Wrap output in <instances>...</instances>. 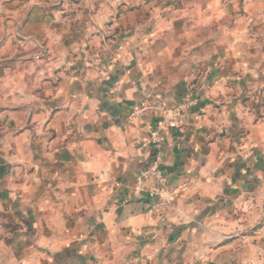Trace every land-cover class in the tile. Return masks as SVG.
Returning a JSON list of instances; mask_svg holds the SVG:
<instances>
[{"label":"crops","instance_id":"0c3cea01","mask_svg":"<svg viewBox=\"0 0 264 264\" xmlns=\"http://www.w3.org/2000/svg\"><path fill=\"white\" fill-rule=\"evenodd\" d=\"M70 6L0 0V208L29 264H264V126L212 7L127 30ZM189 100L174 127L130 117Z\"/></svg>","mask_w":264,"mask_h":264},{"label":"rangeland","instance_id":"374dc122","mask_svg":"<svg viewBox=\"0 0 264 264\" xmlns=\"http://www.w3.org/2000/svg\"><path fill=\"white\" fill-rule=\"evenodd\" d=\"M104 1L67 0L71 6L70 11L63 14L64 18L69 19L71 15H92L90 19H93L95 15H102L108 26L114 23L126 24L127 30H132L139 25L150 27L151 22L164 20L162 16L170 17L176 11L198 13L199 10L212 7L211 13L217 17L213 18V22L209 17V22L215 23L222 33L220 43L212 47H217L219 51L223 49L224 55L232 54L238 58L236 66L239 67L240 74L234 76V79L244 86L239 98L244 99L243 104L247 103L246 106L241 105L240 109H244V114H248L251 121L264 126V0H110L111 5L119 1L126 3L110 13L83 11L82 8H77L76 11L73 6L89 2L96 8ZM170 5L174 6L175 11L159 9L164 6L168 10ZM195 6L201 7L197 9ZM109 15L111 18H108ZM88 29L91 30H83ZM231 46L233 48L228 50ZM12 213L6 207L0 208V264H29V258L33 256L29 257V253L24 252L23 237L18 234L23 226L18 219L12 217Z\"/></svg>","mask_w":264,"mask_h":264},{"label":"built area","instance_id":"2783aa9c","mask_svg":"<svg viewBox=\"0 0 264 264\" xmlns=\"http://www.w3.org/2000/svg\"><path fill=\"white\" fill-rule=\"evenodd\" d=\"M192 105H193V101H191V100L179 103V104L174 105L173 107H169V108L166 106H157V105L151 104L149 102H143L139 106H137L136 108L133 109L130 117L131 118L139 117L147 111H155V112H159V113L161 112L165 116L163 122L166 123L168 126L174 127L177 124V121H178L179 117L181 116V114L183 113V111ZM148 179H155L157 181V183L161 186L164 185L166 182L163 172L159 171L157 169H154V168L144 169L137 176L136 182L138 184H141ZM158 193L161 194L162 192L161 193L158 192ZM152 196H153V194H152ZM129 199L130 198L127 197L125 199V202L129 201ZM163 205H165V200L163 201L162 199H160V201L156 205V207L159 208Z\"/></svg>","mask_w":264,"mask_h":264}]
</instances>
